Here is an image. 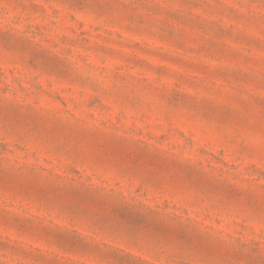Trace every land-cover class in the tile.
<instances>
[{
	"label": "rangeland",
	"instance_id": "obj_1",
	"mask_svg": "<svg viewBox=\"0 0 264 264\" xmlns=\"http://www.w3.org/2000/svg\"><path fill=\"white\" fill-rule=\"evenodd\" d=\"M0 264H264V0H0Z\"/></svg>",
	"mask_w": 264,
	"mask_h": 264
}]
</instances>
